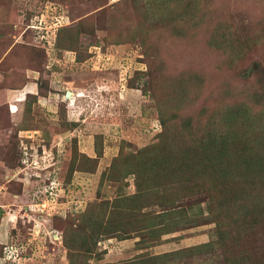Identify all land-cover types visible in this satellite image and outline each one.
I'll list each match as a JSON object with an SVG mask.
<instances>
[{"label": "rangeland", "instance_id": "obj_1", "mask_svg": "<svg viewBox=\"0 0 264 264\" xmlns=\"http://www.w3.org/2000/svg\"><path fill=\"white\" fill-rule=\"evenodd\" d=\"M84 21H89L85 30ZM62 25L75 27L77 50L59 47L56 32ZM47 27H53L50 42L40 43L39 35ZM26 86L35 92L21 102L15 118L7 108L9 94L20 96ZM66 91L72 92V100ZM263 93L264 0H0V154L15 147L24 157L14 169L0 161V264H111L184 247L198 250L158 264H226L224 250L235 260L247 252L253 264H264L263 186L252 195L245 190L246 213L251 208L258 211L255 222L246 213L229 214L219 184L204 186L201 179L179 171L172 181L156 179L159 186L146 187L149 205L139 215L156 226L170 224L166 214L176 212L178 221L185 223L181 229L165 235L159 234L160 226L150 232L146 227L133 230L132 221L121 215L125 221L118 232H131V238L101 235V243L76 247L71 257L63 242L65 225H57L56 219L70 210L80 215L90 203L106 206L136 191L134 174L122 180V174L119 179L108 175L120 151L140 154L153 144L168 145L170 139L176 152L186 145L191 156L205 158L203 150L191 144L208 142L209 134L208 151H215V145L220 149L216 131L226 136L232 153L242 147L259 148L242 153L253 159L262 153L264 142L259 144L253 136L246 141L243 133L253 134V122L248 119L241 127L236 120L264 111V98L258 100ZM50 95L62 101L48 106L37 101ZM67 103L81 106L88 113L85 122H95L99 129L92 133L76 123L74 129L56 132L72 131L65 138L52 137V126L60 127L63 115L68 119ZM162 113L179 123L163 139ZM24 120L26 132L10 123ZM36 128V137L31 136ZM96 134L101 136L97 150ZM86 155L98 159L96 167ZM84 164L95 170L79 169ZM54 168L61 186L56 202L46 201L41 210L39 200L53 184L49 178ZM236 196L241 200L242 192ZM255 199L263 202L250 205ZM245 218L251 224L242 231ZM235 220L240 225L232 226ZM221 231L227 237L224 250L218 243ZM209 241L215 248H200Z\"/></svg>", "mask_w": 264, "mask_h": 264}, {"label": "trees", "instance_id": "obj_2", "mask_svg": "<svg viewBox=\"0 0 264 264\" xmlns=\"http://www.w3.org/2000/svg\"><path fill=\"white\" fill-rule=\"evenodd\" d=\"M89 21H84L82 26L84 27V30L87 29L89 26ZM79 31V30H78ZM57 39H58V45L59 47H64L66 49H75L77 50V43L74 44V41H77V32L75 30L74 26L71 25H62L57 28ZM81 33L83 34V29L81 30ZM111 42V41H108ZM72 43L74 45H72ZM57 47V46H56ZM44 49V48H43ZM264 94V93H263ZM28 96V95H27ZM173 97V95H172ZM264 98V95H261V97L258 99ZM172 101V100H171ZM164 107H166V103H164ZM10 107V106H9ZM7 105L9 113H11L10 108ZM263 107V105H262ZM172 108V107H171ZM64 114L66 110L62 108L60 112ZM166 113V112H164ZM61 116V113H60ZM173 117V116H172ZM264 117V111L261 109L256 115H250L247 118L240 117L236 120L237 125H247V120H252V126L254 125V132L250 133L249 130L245 131L243 135L245 136L246 141L251 139L253 136L256 138V142L260 141V143L264 142V121H262ZM62 118V117H61ZM257 119V124H254V119ZM161 120L163 122V130L159 134V136L163 139V136L169 135L173 133L174 128L176 127L178 129L179 123H175L176 121H169L170 119L168 116L162 113ZM12 126H15V129L19 131V129H29L28 125L26 124L25 120L24 122H20V124L12 123L10 122ZM76 123L70 122L67 117L65 118L63 115V120H61V126H52V133L59 132L64 130H67L69 128H72ZM10 125V126H11ZM217 134L216 140L218 138L220 149H217L218 146L215 145V151L214 149L208 151L207 144H210L211 142V136L208 134V142L203 141L200 142H193L191 146L195 150H203L201 154H203V157L197 159L194 156H191V149H188V146L182 147L180 150L176 152L178 149L172 147V140L169 139V144L167 145L166 142L163 144L161 142L160 144H153L150 147L146 148L144 151L140 154H122L123 152L120 151L119 154H117L114 158L111 166L112 168L109 169L108 175H114L115 179H119L121 175V180L123 178H126L125 176L134 174L136 177V191L133 194H125L124 196L117 197L116 200L113 202L107 203L106 206H103V202H97V203H90L87 204L85 210L81 211L80 215L72 213L75 212V210H70L66 214L60 215L56 217L57 219V225L64 224L65 228L63 230V242L68 247L70 257L73 255L76 251V247L78 248H86L90 246L91 244H98L102 241H99L100 236L109 237L112 235H116L119 239H126L131 238V232L122 234L118 232L117 227L119 225H123V222L125 220H121L119 216L123 215V217H127L128 219L126 222L132 221V228L138 229V228H144L146 227L149 232L150 229L156 228L157 226H160L159 234H170L171 232L178 231L179 229L184 226L185 223H181V221H178L177 213L176 212H170L166 214L167 217H169L172 222L170 224H166L163 222V224L156 226L145 223L144 219L142 218V215H139L141 210H143L144 207L149 203L145 202V197L148 194H145V192L150 193L146 189L147 186L154 185L159 186L155 182L156 179L163 178V182H167L169 180L172 181L173 177L179 172H183L185 174L191 175L190 178H199L201 179L204 184V186H207L208 183L212 184H219V189L221 191H224L220 198H223L224 203L226 205L230 206V215L234 212L239 213H246V207L248 206L249 199L245 196V190H248L250 192V195L258 191L259 186L264 187V149L262 150L261 154H256L253 159L249 157L243 156V152L249 151L253 149V146L247 147V148H240L237 152L232 153V151L229 148V144L227 143L224 138L226 137L222 133ZM238 134L239 132H235ZM229 134V132H228ZM248 140H247V138ZM101 136L99 134H96L95 137V149L97 150L98 146L96 145L97 141H100ZM215 140V142H216ZM179 144V143H178ZM235 145V143H232ZM168 146V147H167ZM261 148V147H260ZM217 149V150H216ZM259 149V148H258ZM257 149V150H258ZM183 150L189 154L187 156L183 153ZM255 151H249L251 153H255ZM3 153L0 154V161L4 162L6 166L10 169H14L15 167H19L24 163V157L23 155L18 154L17 148L15 151V147L11 149H4L2 150ZM175 151V152H174ZM200 152V151H199ZM238 152L241 153V156L239 157ZM103 150H101L100 156L102 155ZM122 154V155H121ZM87 159H89L90 162H94L93 166L98 162L97 158L90 157L86 155ZM138 156V160L136 161V158ZM96 161V162H95ZM176 161L177 164L174 163ZM85 166L79 167L81 170H85L88 172L94 171V167H87L88 164H84ZM116 169H115V168ZM54 173L50 175L49 181L50 183H53L56 188H59L61 186L60 182H56L57 180V173L55 168L53 169ZM137 175V176H136ZM104 176V174H103ZM111 177V176H110ZM51 179V180H50ZM125 180V179H124ZM208 182V183H207ZM152 185V186H153ZM246 187V188H245ZM226 188V190H225ZM58 190V189H57ZM242 192L241 200L238 201L237 199V192ZM209 193V190L207 191ZM252 192V193H251ZM44 192L40 198L39 201H42L44 199ZM210 195V193H209ZM213 201H214V194L212 192ZM122 197V198H121ZM211 197V195H210ZM240 197V196H238ZM177 200H180L178 198ZM241 201V202H240ZM257 202H263V201H257V199L252 200L250 202V205L257 204ZM123 206L122 210H120V207ZM78 211V210H77ZM180 212H182L180 210ZM102 213V214H100ZM163 212H159L158 214H161ZM257 213L258 211H255L254 208L249 209V211L246 213V218L251 220V217L253 216L256 220L255 222L259 221L257 219ZM100 214V216H98ZM77 215V216H76ZM164 216L163 214H161ZM63 216V217H62ZM81 217L80 219H78ZM103 217V219L101 218ZM166 217V218H167ZM181 217V215H180ZM244 221V224L242 226V231L246 226H250L251 223H248L250 221ZM78 219V220H77ZM106 219V220H105ZM108 220V222H107ZM165 220V219H163ZM236 221V220H235ZM239 223L238 221L235 222L234 225H237ZM240 225V223H239ZM96 227V228H94ZM236 227V226H235ZM110 228V229H109ZM109 229V231H108ZM104 231L102 234L101 232ZM157 231V230H155ZM253 231V230H252ZM94 232V233H93ZM154 232V231H152ZM149 233V236L153 233ZM94 236H93V234ZM226 235L221 231V239H218L219 246L224 250V242L227 237ZM153 237V236H152ZM162 237V236H161ZM145 239V238H144ZM150 239V237H149ZM159 239V238H158ZM148 238H146L145 241H147ZM157 241V240H153ZM212 241V240H211ZM209 241L208 243L199 244L201 247H207V245L212 246L214 243ZM72 242V245L71 243ZM148 245H151L149 242H146ZM91 246V248L94 249V246ZM203 245V246H202ZM197 246V245H195ZM190 246V247H195ZM215 248V246H212V248ZM189 247H184L175 251H168L162 254H159L157 256L152 257L153 255H147L146 257L137 256V258L134 261H121L117 263H111V264H158L162 260H170V259H177L182 258L183 256H186L184 254L190 253V250H198L197 247L188 249ZM223 256L226 260V264H253L252 258L250 257L249 253L244 252V256L238 257L237 260L233 259V256L230 251L224 250ZM150 257V258H149Z\"/></svg>", "mask_w": 264, "mask_h": 264}, {"label": "crops", "instance_id": "obj_3", "mask_svg": "<svg viewBox=\"0 0 264 264\" xmlns=\"http://www.w3.org/2000/svg\"><path fill=\"white\" fill-rule=\"evenodd\" d=\"M82 72H84V71H82ZM84 73H87V72H84ZM79 74V73H78ZM64 84H65V87H67L66 86V84H67V82L65 83L64 82ZM82 86L83 85H86V84H84V83H82L81 84ZM81 89H83V88H81ZM80 89V90H81ZM21 92H20V96H17V97H14V96H11V94H9V105L11 106V104H15V105H17V108H15V109H10L11 110V114L13 115V116H15V118H18V111H19V109H20V104H21V102L25 99V97L28 95V94H31V93H34L35 91L34 90H32V88H29L28 86H26L25 88H23V89H21L20 90ZM68 92L69 91H66V92H64V94L67 96V94H68ZM72 93V92H71ZM5 95V94H4ZM81 97V96H80ZM54 99V100H53ZM61 98L60 97H57V96H52V95H50L49 97H46V96H39L38 97V102H41L44 106H48V104H46V103H52L53 101H55V103H57V102H59V101H62V100H60ZM43 100H45V102L43 103ZM81 100H83V98L82 99H80V101ZM55 103L53 104V106L52 107H54L55 106ZM72 105V104H71ZM80 107L81 106H77V107H73V106H70V105H68V103H67V113H68V120L70 121V122H74V123H82L83 125L81 126V127H83L84 125H85V127L84 128H86V129H91L92 130V133H93V130H96V129H99V127H98V125H96V123L95 122H93V123H89V122H85L86 121V117H87V112L85 111V110H83V111H81V109H80ZM15 111V112H14ZM78 113V114H77ZM114 115V114H113ZM108 118V117H107ZM15 123H18V124H20L19 123V121H17V122H15ZM78 124V125H79ZM77 125V126H78ZM104 127H106V126H104ZM73 129L75 128L74 126L72 127ZM32 129V128H31ZM27 130L25 129L24 131H22V132H26ZM38 131V129L36 128V129H34L30 134H31V136H34V137H36V134L38 133L37 132ZM70 133H72V131H67V132H63V133H52V137H66L68 134H70ZM78 134H80V133H78ZM78 134H77V136H78ZM20 135V134H19ZM25 138L26 136H22L21 135V138ZM64 138H62L61 139V141L62 142H60V143H63V141H64ZM70 138H73V136H71ZM85 138H88L87 136H85ZM93 138H94V136H93ZM52 139V138H51ZM89 139V138H88ZM79 140H80V138H79ZM52 141H55V140H53L52 139Z\"/></svg>", "mask_w": 264, "mask_h": 264}, {"label": "built area", "instance_id": "obj_4", "mask_svg": "<svg viewBox=\"0 0 264 264\" xmlns=\"http://www.w3.org/2000/svg\"><path fill=\"white\" fill-rule=\"evenodd\" d=\"M52 19V18H51ZM59 21V20H58ZM54 26V25H53ZM35 27V29L38 27V26H34ZM53 28V27H52ZM52 28H45L44 30L46 31V32H44L43 31V33L42 34H40L39 35V41H40V43H44V44H47V43H49L50 41L48 40V33H50V31L52 30ZM41 36V37H40ZM49 187V188H48ZM58 189V190H57ZM59 189L60 188H56L55 186H54V184H49V185H47V188H46V190H44V199L42 200V201H40V203L42 204V207L43 208H40L41 210L42 209H45L44 207H46L45 206V203H46V201L47 202H49V201H51V202H56L55 201V199H56V197H55V195L57 194V191H59Z\"/></svg>", "mask_w": 264, "mask_h": 264}, {"label": "bare ground", "instance_id": "obj_5", "mask_svg": "<svg viewBox=\"0 0 264 264\" xmlns=\"http://www.w3.org/2000/svg\"><path fill=\"white\" fill-rule=\"evenodd\" d=\"M67 96H68L71 100L73 99V94L71 93V91L68 92ZM81 96H82V95H81ZM11 106H12V104H11ZM11 108H12V107H11Z\"/></svg>", "mask_w": 264, "mask_h": 264}, {"label": "water", "instance_id": "obj_6", "mask_svg": "<svg viewBox=\"0 0 264 264\" xmlns=\"http://www.w3.org/2000/svg\"><path fill=\"white\" fill-rule=\"evenodd\" d=\"M70 92V91H69Z\"/></svg>", "mask_w": 264, "mask_h": 264}]
</instances>
